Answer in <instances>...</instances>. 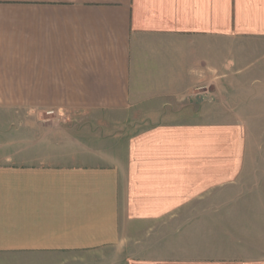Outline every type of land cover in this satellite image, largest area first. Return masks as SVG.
Segmentation results:
<instances>
[{
    "label": "crops",
    "instance_id": "0c3cea01",
    "mask_svg": "<svg viewBox=\"0 0 264 264\" xmlns=\"http://www.w3.org/2000/svg\"><path fill=\"white\" fill-rule=\"evenodd\" d=\"M0 112V264H264V0H0Z\"/></svg>",
    "mask_w": 264,
    "mask_h": 264
},
{
    "label": "rangeland",
    "instance_id": "374dc122",
    "mask_svg": "<svg viewBox=\"0 0 264 264\" xmlns=\"http://www.w3.org/2000/svg\"><path fill=\"white\" fill-rule=\"evenodd\" d=\"M197 104V103H196ZM216 104H219V103H216ZM173 105H175L172 109L170 110V112L168 111V113H175V115H181L183 112L186 111L187 109V106L188 103H173ZM198 105V104H197ZM195 108V107H194ZM199 110V108H195L194 111L197 113ZM47 111H50V110H46V111H42L43 113H41V117L43 120H41L42 122L44 121V119H48L49 117H53L55 116V114H48ZM219 112L218 110L215 111V113ZM156 114L159 115V114H162V111L160 109H157L156 110ZM246 115H247V118H246V132H247V136H248V147H249V152H248V156H247V164L250 165L248 167V171L246 173V177L250 178L253 182H254V177L253 176H250L252 175V169H254V106L248 108V110L246 111ZM20 116V119H19V123H18V130H19V139L18 140H15L16 143H23L25 144L26 142V132H27V126H28V117H29V114L27 113V110L25 109H22L21 113L19 114ZM37 117V115H35ZM136 116H141L139 115L138 113L136 114ZM182 116V115H181ZM60 118L62 116H59ZM183 117V116H182ZM0 118L3 119V137L5 135L6 137V131H9L10 130V127L12 126L11 124H7L6 122H8V119H9V114H6V113H2L0 112ZM6 118V119H5ZM69 118V115H63L62 117V120L63 122L64 121H67ZM45 122V121H44ZM6 123V124H5ZM51 123H53L52 125H55V126H59L58 124H61L57 121H52ZM1 124V123H0ZM13 126H15V124H13ZM123 124L122 123H115L114 125V129L116 132H123ZM110 127V126H109ZM138 128H140V125H136L135 126V130H137ZM120 130V131H119ZM9 138V137H8ZM2 146L4 149L5 147H7V149H9V144H10V139H3L2 140ZM240 191L238 190H234V191H231L230 193H228V195H235V194H239ZM244 194H253L254 195V186L252 188H246L244 189ZM229 210V209H228ZM231 223L234 222V220H231L230 218L227 219V226H228V233L229 232H232L234 230V228H236V225L237 223L235 222L233 224L234 228L230 226V221ZM13 262V263H12ZM12 262L10 260H6V261H3V264H26V259L23 258V259H13Z\"/></svg>",
    "mask_w": 264,
    "mask_h": 264
},
{
    "label": "built area",
    "instance_id": "2783aa9c",
    "mask_svg": "<svg viewBox=\"0 0 264 264\" xmlns=\"http://www.w3.org/2000/svg\"><path fill=\"white\" fill-rule=\"evenodd\" d=\"M48 114H53L54 111L50 110V111H47Z\"/></svg>",
    "mask_w": 264,
    "mask_h": 264
}]
</instances>
